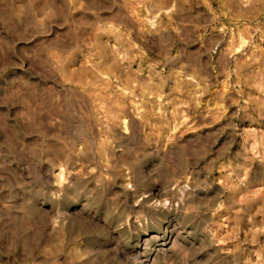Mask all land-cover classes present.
<instances>
[{"label":"rangeland","instance_id":"obj_1","mask_svg":"<svg viewBox=\"0 0 264 264\" xmlns=\"http://www.w3.org/2000/svg\"><path fill=\"white\" fill-rule=\"evenodd\" d=\"M0 264H264V0H0Z\"/></svg>","mask_w":264,"mask_h":264}]
</instances>
